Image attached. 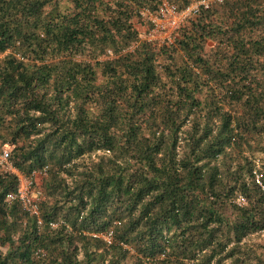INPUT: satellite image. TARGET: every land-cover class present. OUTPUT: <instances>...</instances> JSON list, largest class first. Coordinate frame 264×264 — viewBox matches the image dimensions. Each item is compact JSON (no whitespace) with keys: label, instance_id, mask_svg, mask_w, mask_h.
I'll list each match as a JSON object with an SVG mask.
<instances>
[{"label":"trees","instance_id":"16d2710c","mask_svg":"<svg viewBox=\"0 0 264 264\" xmlns=\"http://www.w3.org/2000/svg\"><path fill=\"white\" fill-rule=\"evenodd\" d=\"M164 1L0 0V146L48 168L40 226L0 173V264H264V0L140 40Z\"/></svg>","mask_w":264,"mask_h":264},{"label":"built area","instance_id":"2783aa9c","mask_svg":"<svg viewBox=\"0 0 264 264\" xmlns=\"http://www.w3.org/2000/svg\"><path fill=\"white\" fill-rule=\"evenodd\" d=\"M213 0H193L192 5L187 7L178 13L175 6L162 5L160 13L162 16L168 15V22L172 28H178L182 19L186 16H190L192 13H196L200 6L207 8ZM182 17L181 20L179 18ZM11 149L3 148L0 152V173L11 174L15 177L16 188L14 192L9 193L6 196V202H19L22 209L27 212L30 216L35 217L37 220V225H41L40 211H39V201L42 197L41 191L37 190L36 182L39 177L45 178L47 176L48 168L44 167L39 171L32 172L29 176L24 175L19 172L10 161ZM52 228L56 227L57 224H50ZM104 240L110 243V237L104 236Z\"/></svg>","mask_w":264,"mask_h":264},{"label":"rangeland","instance_id":"374dc122","mask_svg":"<svg viewBox=\"0 0 264 264\" xmlns=\"http://www.w3.org/2000/svg\"><path fill=\"white\" fill-rule=\"evenodd\" d=\"M163 4H165L166 6H174L165 1ZM161 8L162 6L159 7L158 13L154 15L152 14L151 16L149 15L148 17H144V20L141 23L138 21H134V28L136 29L140 40H147V41L159 42V43H164V42L173 43L178 28H172V26L168 22L169 21L168 15L162 16V14L160 13ZM180 12L181 11L178 10V13ZM182 17L183 16H181L179 20H181ZM187 17L188 16H186L185 18ZM184 19H182V21ZM0 56L2 57V55ZM262 141H263L262 146H264V139ZM3 148H10L12 150L13 146L10 144H5L3 146H0V152ZM255 156L257 157V159H259L262 158L263 155L255 153ZM43 179L44 178L41 177L37 179L36 182L37 190L41 191L42 182L44 181ZM243 245H245V247H247L250 251H252L253 254L257 256H264V232H259L257 234H253L247 237L243 241ZM79 258H81V256H79ZM229 263L230 261H226L224 264H229Z\"/></svg>","mask_w":264,"mask_h":264},{"label":"clouds","instance_id":"9594fccd","mask_svg":"<svg viewBox=\"0 0 264 264\" xmlns=\"http://www.w3.org/2000/svg\"><path fill=\"white\" fill-rule=\"evenodd\" d=\"M163 5V4H162Z\"/></svg>","mask_w":264,"mask_h":264}]
</instances>
